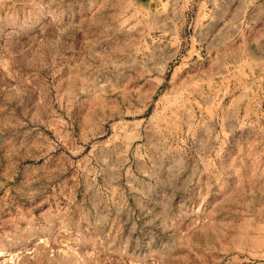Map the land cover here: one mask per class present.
<instances>
[{
  "label": "rangeland",
  "instance_id": "1",
  "mask_svg": "<svg viewBox=\"0 0 264 264\" xmlns=\"http://www.w3.org/2000/svg\"><path fill=\"white\" fill-rule=\"evenodd\" d=\"M170 26L0 0V264H264V42L187 66Z\"/></svg>",
  "mask_w": 264,
  "mask_h": 264
},
{
  "label": "crops",
  "instance_id": "2",
  "mask_svg": "<svg viewBox=\"0 0 264 264\" xmlns=\"http://www.w3.org/2000/svg\"><path fill=\"white\" fill-rule=\"evenodd\" d=\"M162 1L171 24V45L167 43L171 62H177L174 57L178 48H184L190 54H182L179 58L182 64L199 65L206 58V49L225 48L226 42L229 50H241L240 54L248 60L259 58L255 56L257 48L253 39L259 35L258 41L264 42V0H158ZM176 23L183 35L178 41H175ZM205 30L219 40L209 44V48L199 39Z\"/></svg>",
  "mask_w": 264,
  "mask_h": 264
}]
</instances>
